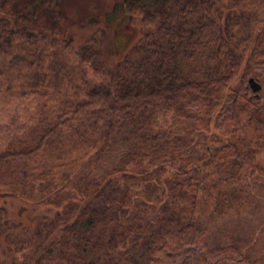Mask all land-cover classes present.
<instances>
[{
  "label": "trees",
  "instance_id": "obj_1",
  "mask_svg": "<svg viewBox=\"0 0 264 264\" xmlns=\"http://www.w3.org/2000/svg\"><path fill=\"white\" fill-rule=\"evenodd\" d=\"M10 1L0 0L6 88L24 70L32 90L56 102L38 128L4 145L0 174L9 176V194L38 201L65 195L14 247L23 255L36 248L31 264H264L251 253L256 234L216 242L199 211L210 196L217 206L235 197L240 204L239 185L252 194L264 176L260 3L122 0L113 14L128 37L108 65L95 33L68 52L73 40L60 45L31 29ZM41 7L56 21V3L41 0ZM250 77L260 90L251 89ZM168 110L189 126L176 134L157 129ZM45 150L57 163L43 164ZM79 159L100 160L101 169L44 191L60 167ZM31 176L37 188L34 180L28 187Z\"/></svg>",
  "mask_w": 264,
  "mask_h": 264
},
{
  "label": "rangeland",
  "instance_id": "obj_2",
  "mask_svg": "<svg viewBox=\"0 0 264 264\" xmlns=\"http://www.w3.org/2000/svg\"><path fill=\"white\" fill-rule=\"evenodd\" d=\"M51 1L57 5L56 21L50 17L46 10L42 9L41 0H11L10 3L28 18L25 24L31 29L55 36L60 45L63 42L73 40L67 50L68 52L70 48L76 49L77 45L83 43L85 38L95 33L101 41V59L108 65L112 64L116 56L119 55L121 36L125 34V37H128L126 24L119 25L116 22L118 14H113V10L122 0ZM256 1L260 4L256 7V3H254L251 5L252 7L249 6V10L259 7L264 11V0ZM261 4L263 5L261 6ZM124 22L126 23V19ZM129 30L131 28L128 29L130 33ZM75 58L77 59V57ZM8 74L7 70H4L3 73L0 72V152L4 149V145L9 144L12 136L13 139L18 137L22 140L30 128H38L40 123L38 117L49 115L48 112L53 109L52 103L56 102V100H51L45 95H38L32 90L26 81L24 70L12 88H6ZM87 74L88 77L94 76L89 70H87ZM65 83L68 82L65 80ZM65 88L61 89L62 94L66 98L73 97V94L64 92ZM187 126L189 123L184 118L176 117L171 110H168L158 116L156 128L162 131L171 130L175 133ZM17 147L18 145H13V148ZM259 158L264 161V148L260 150ZM113 159L110 157L107 161L111 162ZM42 160L47 167L58 161L57 157L54 158V155H51L48 150H45ZM83 161L79 159L74 163L60 167L59 173H54L53 181L49 184V190L46 188L44 191H53V185L58 186L65 183L70 185L71 180H76L77 176L86 173L90 176L101 169L100 160H92L84 165ZM2 172L0 174V208L3 207V210L0 211V264H21L24 258V264H31L34 257L37 256L36 248L30 247L26 250L27 254L23 255L14 245L25 238V231H29L31 226H34L37 217L52 215L56 205L58 206L65 195L54 196L52 194L50 200L43 198L38 201V196L31 198V196L27 197L26 194L24 196L9 194L7 185L9 176L5 174V171L2 170ZM66 176L68 181L64 179ZM31 177L32 179H27L28 187L30 181L34 180L33 185L37 188V178ZM238 183L241 184L242 182L239 181ZM230 186L228 187L230 188ZM239 187L238 190L244 197L240 204L236 202L235 197V201L227 199L228 201L221 202V205L217 206L213 196H210L206 200L207 202L200 206V216L214 227L212 237L216 242L227 241L229 238L248 241L249 236L252 237L256 234V242L251 248V253L255 252L264 256V227H260L264 220V176L253 186L252 194H249L245 187H243L245 191L241 193L243 188ZM45 194L48 195V193ZM212 209L216 211L213 212ZM209 229L212 228L209 226ZM247 236L248 238H245Z\"/></svg>",
  "mask_w": 264,
  "mask_h": 264
},
{
  "label": "water",
  "instance_id": "obj_3",
  "mask_svg": "<svg viewBox=\"0 0 264 264\" xmlns=\"http://www.w3.org/2000/svg\"><path fill=\"white\" fill-rule=\"evenodd\" d=\"M248 84L253 91H258L261 88V85L253 78H248Z\"/></svg>",
  "mask_w": 264,
  "mask_h": 264
}]
</instances>
